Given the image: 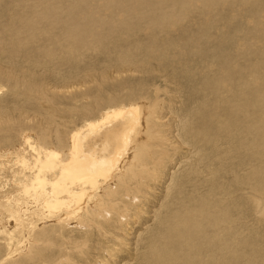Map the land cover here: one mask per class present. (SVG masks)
Masks as SVG:
<instances>
[{"label": "bare ground", "instance_id": "bare-ground-1", "mask_svg": "<svg viewBox=\"0 0 264 264\" xmlns=\"http://www.w3.org/2000/svg\"><path fill=\"white\" fill-rule=\"evenodd\" d=\"M26 1L27 5L24 0H0L1 53L20 54L31 44L35 51H39L37 53L43 62L49 65L58 61L64 63L68 59L71 62L81 60L86 53L93 55V52L102 51L105 47L104 44L100 47L102 43L112 37L121 40L124 36L130 37L139 32V29L145 30V41L136 42L138 45H124V49L118 48L121 58L116 56L117 62L106 64L107 68L89 71L83 77L77 76L72 68L66 69V72H70L67 74L62 73L65 70L59 73L56 71V75L53 71V76L42 74L45 76V80L40 82L43 86H36L45 88L47 85V92L40 88L33 90L35 86L31 90L34 94L25 93L24 88L27 86L24 82H18V73L11 74L0 66V80L9 84L8 90L14 98L22 100L26 94L29 97L26 102L39 99V102L52 104L51 99H59L62 91V96H65L74 87L90 84L91 81L99 85V91L104 95L105 89L100 87L104 82L119 76L129 77V74L162 73L164 66L167 67L169 63L170 67L173 66L170 71L175 72L171 76L172 84L181 75H186L188 81L195 76L201 79L193 83L196 87L190 91H200L202 99L195 103L196 110L189 112L193 118L192 126L182 124L183 118L179 120L180 123L177 119L179 124L176 126L171 125V120H168L170 117L167 118L160 110L162 103H159L158 98L151 99L148 91H143L141 96L131 91L129 98L139 103L107 108L95 119L90 117L84 120L79 129L74 126L70 130L69 124L62 125L59 122L56 125L55 119L48 118L45 121L47 126L44 127L31 128L30 123H23L18 137L21 146L26 144L34 156L31 155V158L28 154L30 157H25L23 149L17 147L20 144L12 148L16 163L23 169L13 174L12 183L16 189L9 192L7 201L0 203V215L4 216L0 222L5 220L0 226L1 232L4 228H10L9 233L18 229L25 233L24 244L29 246L44 238L52 227L59 229L61 226L76 224L79 230H83L86 225L90 230H103L105 233V229H100L98 220H106L108 217L114 221V216L121 215L126 217H123L124 222H120L121 217L113 224L125 232L127 221L132 219L133 223H138L139 207L148 200L145 191L150 188L151 181H155L161 173L174 174L176 168L188 164L190 160L193 163L188 167V174L195 173L197 177L196 170L202 168L213 156V163L210 161L206 170L202 169L200 173L204 182L197 177V182H194L195 179L192 184L189 183L187 189L191 192H188L189 195L185 192L179 195L182 205L177 208V213L171 210L167 213L166 209L167 219L158 221L155 232L149 237L150 243L142 249L143 255L139 258L147 252V255H152L154 264H243L242 258L246 256L243 247L246 246L254 253H251V261L244 264L264 263L258 260L264 259L263 256L258 254L255 257L258 244H264V237L253 236L247 240L244 237L232 249L226 246L223 223L230 214L226 204L235 206L240 193L234 190L229 194L233 198L226 201L225 185L216 182L220 174L226 171V164L235 163L238 171L244 172V177L240 176V172L234 174L233 169H228L229 182L236 184L234 188H238L239 182L253 184V191L248 189L247 193L253 199V207L257 209L254 221L256 216L259 222L264 221V0ZM16 4L24 5L27 12L22 13L18 7L15 9ZM223 14H229V17L224 18V27L216 31L213 25L218 24ZM243 15L251 20L252 25L243 32L231 29L234 21H239ZM25 16L26 20L23 19ZM186 20L189 22L186 23ZM40 24L47 28L39 27ZM195 24L199 25L198 29L190 33L196 28ZM26 28L28 31L24 30ZM158 34H162L161 42L157 41ZM2 35L10 37L1 40ZM35 38L42 40L37 43ZM10 57L5 67L13 68L15 63ZM24 57L28 60L30 56L27 57L25 53ZM197 61L204 62L202 71L195 68ZM33 65L32 61L29 66L33 69L30 68L28 72L19 70V73H25H22L23 77L36 78L39 70ZM61 73L65 75L61 77ZM143 89L140 86V91ZM106 98L102 96L103 100L112 103V98ZM163 101L166 104L165 99ZM35 108L38 111V107ZM9 120H4V125L0 124V129H4L5 133L11 128L12 122ZM67 130L68 142L63 141V146L59 142L58 150H54L53 146L36 150V145L33 147L30 144L33 139L29 137L30 133L25 134L27 131H37L46 135L57 131L67 133ZM153 135L158 137L151 145L149 142ZM39 140L44 142L46 137L40 136ZM152 147L156 149H150ZM6 152L1 150L0 157ZM205 172L206 175L203 174ZM178 192L180 194V190ZM25 212L37 217L36 227L34 223L25 221ZM163 221L165 224L162 227L160 224ZM47 225L50 228L46 231L44 227ZM35 228L39 229V233L32 238ZM153 241L158 243L157 249L152 246ZM108 252L111 255L113 253L106 250ZM37 255L38 249L32 248L28 261H33ZM147 264L151 263L147 261Z\"/></svg>", "mask_w": 264, "mask_h": 264}, {"label": "rangeland", "instance_id": "rangeland-1", "mask_svg": "<svg viewBox=\"0 0 264 264\" xmlns=\"http://www.w3.org/2000/svg\"><path fill=\"white\" fill-rule=\"evenodd\" d=\"M2 1L6 2L7 0H2ZM24 4L27 5L26 0H24ZM16 7H18L19 10H22L23 11L22 13L27 12V10H25L24 5L19 6L16 4L15 9H16ZM227 17H229V14H223L220 16V18H219L220 20L218 19V24L213 25L216 31H218V29H220L221 27H224V24H223L224 18H227ZM25 18H26V16L23 17L24 20H26ZM240 19H239V21L238 20L234 21L233 28H231V29L234 30L236 28L239 31L243 32V31L247 30V28L250 26V24L252 25L251 20L247 19V16L241 17ZM0 22H2V21H0ZM187 22H189V21L186 20V23ZM239 23H241V24L243 23V24L239 25ZM3 25L4 24H2V26ZM197 25L195 24L196 28H194L193 31H191L190 33H193L196 31L195 29H198ZM38 26L43 28V29L47 28L43 24H40ZM24 30L28 31V28H26ZM137 31H139V32H135L133 35H130V37L124 36V38H121V40H115L114 39L115 37H112V39L108 40L109 42L107 41V42L102 43L101 46L99 45L100 47H103L105 45V47H103L102 51L99 50L98 52H93V53H95L93 55H92V53H86V55L81 60L80 59H77L75 61L73 60L74 62L73 61L71 62L70 59H68V60H65L64 63H63V61H61V62L58 61V62H55L53 64L50 63L48 65V63H44L43 59L41 57H39V55L37 53L39 51H35V48H32L31 44H29L25 47V51L23 53H20V54L17 52H16L17 54L15 52H13V53L8 52L9 53V55H8V53L6 54V53L0 52V62H1L0 66H1V68L5 69L6 71L11 72V74H13L14 72L18 73V76H17L19 79L18 82H24V84L27 86L26 88H24L25 93L34 94L31 91L33 87H35L36 85L37 86H43V84L40 82H43L45 80V78H44L45 76H42V74H45L46 76L48 74H49L48 76H53V71H54V75H56L57 72L59 73L60 71L62 72L64 70H65V72H62V73L67 74L70 72H66V69L72 68V69H75V72H77L76 73L77 76L79 75V76L83 77L84 74L87 75V73L89 71L99 70L100 67H101V69H103L104 67L107 68L105 65L109 64V63L114 64L115 62H117L116 56L118 58V55H119L118 54V48L119 49L123 48L124 45H138L136 42H140V41L144 40L143 37L145 36V33H144L145 30L139 29ZM51 34H52V32H51ZM240 34H243V33H240ZM26 35L29 37V34H26ZM9 37L10 36L2 35L1 40L9 39ZM156 37H157L158 42H161L163 40L162 34H158V35H156ZM34 40H36L37 43H39L42 39L41 38H39V39L35 38ZM112 40H113V42H112ZM114 42L116 43V45H114ZM0 43L2 45L3 42L0 41ZM30 48H32V49L29 50ZM124 48H126V47H124ZM27 50H29V51L27 52ZM104 50L106 52H103ZM112 51H114V52H112ZM234 51H235V49H234ZM25 53H26L27 57L30 56L28 60L24 57ZM10 55H11V57H10ZM15 55H17V57ZM9 57H10V59L12 58L11 60L13 61V63H15L14 66H12L13 68L5 67V65L7 64L6 60ZM20 57L21 58L24 57L23 58L24 60L21 59ZM119 58H121L120 55H119ZM35 60L38 63H36ZM30 61L31 62L33 61V64H34L33 67L36 69L38 68L37 70H39L38 75L35 76L36 78H34L32 76L23 77V74L25 75V73H23V72H28V70H30V68L33 69L32 67L29 66V64L31 63ZM65 62H67V63L65 64ZM61 65H63V66H61ZM169 65L171 66V64L168 63V66ZM170 66L168 69H166L167 67L164 66V71L162 73L160 71L157 73L153 72V74H151V75L149 74L150 76L148 74H141L143 76V78L141 75L129 74L131 81H130V78L128 77V75H125V76H119V77H116L112 80H109V82H104V84L100 86L101 89H103V90L105 89L106 94H104V95L102 94V91L101 92L99 91V87H98L99 85L96 84L95 81L94 82L91 81L90 84L89 83L88 84L87 83L86 84L81 83L82 85H78V87H74V89L72 91L69 90L71 92L66 93L65 96H62L63 95V91H62L59 94L60 97L58 96L59 99L52 98L51 99L52 104L51 103L46 104L44 101L39 102V99H36L35 101L30 100V102H26L27 98H29L26 96V94L23 98L26 103L24 102L23 99L18 100V99H16V97L14 98L12 93L8 90L9 84L6 81L0 80V124L4 125L5 124L4 120L6 121L8 119H11L9 121L12 122V123H10L11 128H10L9 132L5 133L4 129H2V128L0 129V144L3 145V146L0 145V151L6 150L9 152V153L6 152V154L4 156L0 157V185L2 186L0 188V203L7 201V198L9 197L8 196L9 192L16 189V186H14L12 183L13 182L12 181L13 180V174L15 175L18 172H20V169H23V168L19 167L20 165L18 163H16L17 159H15L16 158L15 152H14V149H12V148H14L18 144H20L17 147H19V150L23 149L24 153H26L25 157H30L31 155L34 156V153L28 149L26 144L24 146H21V140L18 137V132H20V133L22 132L21 131V125L25 122L30 123L31 128H33V126L34 127H40V126L42 127V125L44 127V126H47L46 125V122H47L46 118H48V119H55L56 123L55 122L54 123L56 125H58L59 122L62 125L63 124H69L70 130L73 129L74 126H76V128L79 129L81 127L82 123H84V120L89 119L90 117H91V119H95L96 117H98V115L101 112L102 113L105 112L104 110L107 108L118 107L120 104L128 105L129 103H134V104L139 103V101H134V100H131L129 98L131 91L136 92L138 94L137 96H141L143 91H148L149 97L150 98L152 97L151 99L157 100V98H158L159 103L160 104L162 103V105L160 106V108H161L160 110L162 111V113L164 115L167 116V118L170 117L168 120H171V125L176 126L177 124L180 123L179 120H182V118H183V121H182L183 123L181 122L182 124H187L188 126H190V125L192 126L191 121H193V118L191 116H189V112L196 110L197 104H195V103L200 101V99H202V95H200V91H198V90H196L194 93H192L190 90L195 89L196 84H193V83H197L198 81H201V79L199 77L195 76V78L193 80L188 81V78H186V75H181V76H184V78L180 76L183 80L180 77H178L176 83L173 82V84H172L171 81L173 79L171 76H172L174 71L173 72L170 71L173 68V66L172 67H170ZM41 67H43V68H41ZM58 67H60V68L57 70ZM204 67H205L204 62H201V61L196 62L195 68L197 70L202 71L204 69ZM182 68H186V66H183ZM19 70L23 71L22 72L23 74L19 73ZM41 71H42V73H41ZM62 73L60 74L61 77L65 75V74L62 75ZM158 73H160V74H158ZM174 74H175V72H174ZM146 75H147V77H146ZM191 76H193V75H191ZM142 80H144V81H142ZM138 81H139V83H137ZM78 82H79V80H78ZM32 83L34 85H32ZM138 84H140V85H138ZM37 86L35 88H33V90L40 88V89H44L45 92L48 91V90L46 91L47 85L45 88L44 87H37ZM140 86L144 87V89L141 91H140ZM108 87H110V88H108ZM29 88H31V89L29 90ZM136 89L139 91H136ZM160 91H162V92L160 93ZM138 92H141V93H138ZM176 92L178 94H176ZM189 95H190V97H189ZM102 96L107 97L106 99L112 98L113 99V100L111 99L112 103H109V102L103 100ZM187 97H189V98L186 100ZM163 99H165L166 104L164 103ZM101 101H103V104H101ZM41 102H42V104H41ZM96 102L99 104H97ZM28 103H30V104H28ZM171 104L174 108L171 106ZM47 105H49L50 107H48ZM35 107H38V111ZM54 110H56V111H54ZM183 110H184V112H183ZM185 112H186V114H185ZM69 114L72 116L73 120L70 119L71 117L69 116ZM174 115L178 116V117L175 118ZM177 119H178L179 123H178ZM68 131L69 130H67V133L57 131V133H55V134L53 132H48V133H46V135H45V133H38L37 131H35L36 133L27 131L25 134L29 135V133H30L31 136L29 135V137L31 139L33 138L30 141V144L33 147H35V145H36V147H35L36 150L40 149V148H45V149L48 147L51 148V146H53L52 148L54 150H58L60 148L61 143H62L61 144L62 146L64 145L63 141L65 143L68 142V134H69ZM59 132H60V134H59ZM32 133H35V134H32ZM153 133H154V131H153ZM39 134H40V136H45L46 141L42 142L41 140H39V137H40ZM157 137L158 136L153 135V137L150 138L151 142H149V143L153 144V142H155V138H157ZM3 140H7V142L3 141ZM56 140L58 143L56 142ZM32 142H33V144H32ZM59 142H61V143H59ZM49 143H51V144H49ZM150 149L155 150L156 148L152 147ZM32 156H31V158H32ZM26 159L29 160L28 158H26ZM212 159H213V156L210 157V159L206 162L205 165L202 166V168H199L198 171L196 170V174H198L197 177H199V179L202 180V182H204V181L200 177V173H202V169L206 170L205 168L207 167V165L210 161L211 162L213 161ZM192 163H193V161L190 160L188 162V164H183L179 168H176L177 170L175 169L174 174H172V175H170V173H165V174L161 173L162 175L160 174V177L156 178V180L153 182L151 181L152 183L150 182V188L147 189L148 191H145V195L147 193V196L148 197L150 196V197L147 198V196H146L145 198L148 200H145L143 202V204L139 207V211H138L140 213L139 221H138V223L137 222L133 223L132 219H130V221H127L126 224L127 223L128 224H127V227H126L127 229L125 232L117 229V227H115V225L113 224L114 221H116L118 218H121V217H122V219H120V222H124L123 217H125V216H123V215L118 216V217L114 216V218H115L114 221L113 220L111 221L108 217L106 220H102L100 218L98 220L99 227H100V229H105V233L103 232V230H102L103 233L101 231L98 232L96 230H94V231L90 230V229H88V226H86V225H84L85 229H83V230H79V227L76 224H71L72 226H66V227L61 226L59 229L57 227L50 228L49 225H47L48 227L47 226L44 227V228H46V231L49 228L51 229L47 233V235H44V238L39 239L37 242L31 243L28 246V245L24 244V236H25L24 232H21L20 230L18 231V229H15L16 230L15 232L9 233L8 229H10V228H7V229L4 228L3 232H1L2 229L0 228V264H98V262H100V261H102V262L99 264H106V263L107 264H147V261L151 264H154V262L151 259V258H153L152 255H147V252H146L145 256L140 257V258H139V256L143 255L142 249H144V247H146L147 243H150L149 237L151 234H153L155 232V229L157 228V225L159 224L158 221H160L161 219H163V220L167 219L166 216L168 215L167 213L169 210L173 211V213H177V208L182 205L181 199H180V197L182 196L181 194H184V192H185L186 195H189L188 192L190 190H188L187 188H189L190 184H192L193 181L197 178L195 173H193V175L188 174L190 171L188 169V167H190L192 165ZM230 164L231 165H229V163L226 164V165H228L226 171H224V173L220 174V177H218L219 179L216 182L219 184L225 185V187H224L225 188L224 199H226V201H229L230 199L233 198V196L229 197V194H232L234 192V190H237L238 193H240V197L238 199H236L237 202L235 203V206H232L231 204H226L227 207L230 209V214H228V218H226L225 222L223 223L224 230H225L224 234H226V238H225L226 246L228 245L227 247L228 248L230 247L229 249H232L237 244H239V241L241 240V238L245 237V240H247L248 238L253 237V236L264 237V224H263L264 221L259 222V218L257 216H256V220L254 221V217H255L254 214H256L257 209L254 208L255 206L252 203L253 199H251L247 193L248 189L252 190L253 184L239 182L237 187L238 188L240 187V188L238 189V188H234V187H236V184L229 182V178H228L229 172H227V171H229L230 169H233L234 174L235 173L239 174L238 172H240V176L244 177V175H243L244 172L238 171L235 163H230ZM203 174L206 175V172ZM192 177H194V178H192ZM158 180L160 181L159 182L160 184L158 182L156 184V181H158ZM197 181H198V179H196V181H194V182H197ZM174 182H176V183H174ZM4 185H5V187H4ZM167 188H168V190H167ZM181 189L185 190V191H182ZM196 189H198V188H196ZM179 190H180V194L178 192ZM245 193H247V194H245ZM256 194L257 193H255V195ZM15 195L16 194H14L13 196H15ZM179 195H181V196H179ZM234 198H236L235 195H234ZM151 199H153V200H151ZM211 200H213V199H211ZM149 202H150V204H148ZM158 206H160L161 208ZM166 209H168V210L166 211ZM0 211H1V208H0ZM25 213L26 214L23 216L25 218V221L26 222H32V223H34L33 226H35L37 217L34 218L33 216H31L30 213H27V212H25ZM0 216H1L0 217V220H1L4 216H2V215H0ZM110 217H113V216L111 215ZM4 221L5 220L0 222V226ZM85 223H88V222H85ZM163 223L165 224V222L163 221V222H161L160 226H162ZM50 224H52V222ZM75 226H77V227H75ZM112 226H114V227H112ZM41 229L42 228H40V230ZM253 230H255L256 232L253 233L252 232ZM37 233H39V229L35 228V232L32 233L33 236L31 235V237L34 238L37 235ZM249 233H252V234H249ZM106 234H109V236H106ZM20 241L22 243H20ZM152 243L154 244V245L152 244L153 247L156 248V246H158L157 242L153 241ZM19 244H21V246ZM20 247H23V249ZM35 247L38 249L39 255H37L33 261H28L30 254H31V249L35 248ZM258 248L262 251L260 253V250L258 249L255 257L257 258L258 254H260L261 256L264 257V244L259 243ZM106 250H111V252H113L112 255L109 252L107 254ZM243 251H244L243 254L246 255L245 257L242 258V263L244 264L247 261H251V259H250L251 253H254V252L248 250V248H246V246L243 247ZM15 252H16V254H15ZM224 253H226V252H224ZM2 260H3V262H2ZM258 260H261L264 262V259L258 258ZM262 264H264V263H262Z\"/></svg>", "mask_w": 264, "mask_h": 264}]
</instances>
